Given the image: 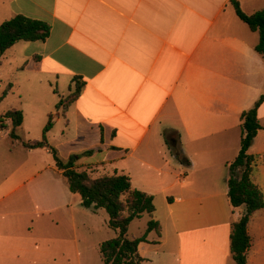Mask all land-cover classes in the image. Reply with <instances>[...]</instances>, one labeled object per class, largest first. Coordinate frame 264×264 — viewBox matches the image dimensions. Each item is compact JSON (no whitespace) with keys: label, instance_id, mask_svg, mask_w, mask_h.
<instances>
[{"label":"crops","instance_id":"crops-1","mask_svg":"<svg viewBox=\"0 0 264 264\" xmlns=\"http://www.w3.org/2000/svg\"><path fill=\"white\" fill-rule=\"evenodd\" d=\"M239 1L247 14L264 8V0ZM18 14L52 30L47 40L18 41L2 56L0 68L10 67L1 77L9 92L0 106L15 99L0 115L22 110L24 121L19 139L10 136L11 120L0 127V161L19 163L2 175L1 211L15 210L19 193L34 224L57 223L56 213L69 211L56 186L42 199L29 186L44 169L30 157L56 168L49 148L23 143L42 140L52 114L47 139L61 159L77 155L78 167L93 175H129L135 188L155 197L156 211L148 215L160 222L161 236L153 230L140 244L143 263L238 264L231 233L246 206L231 202L228 166L241 149L243 111L264 95V55L256 50L259 32L232 1L0 0V26ZM77 76L81 94L58 107L75 91ZM259 120L264 126V102ZM249 153L253 181L264 193V129ZM152 186L160 190L163 216ZM248 232L247 264H264V208L252 215Z\"/></svg>","mask_w":264,"mask_h":264},{"label":"trees","instance_id":"trees-1","mask_svg":"<svg viewBox=\"0 0 264 264\" xmlns=\"http://www.w3.org/2000/svg\"><path fill=\"white\" fill-rule=\"evenodd\" d=\"M238 16L248 26L260 34V42L256 50L264 55V8L253 14H247L239 0H231ZM51 25L45 21L18 14L5 20L0 26V64L4 53L18 41H45L51 34ZM75 91L66 99H62L58 107L67 108L82 92L83 84L79 77L75 78ZM9 89L3 92L0 101L7 96ZM264 102V95L255 106L243 111L241 149L229 166L228 186L229 196L234 207L246 206L242 217L233 223L231 233V250L238 264H247L248 252L252 247V239L248 225L252 215L264 208V193L252 178L254 171V155L249 153L255 137L260 129H264L259 120V107ZM11 120L13 129L10 136L19 139L18 127L22 126L24 114L22 110H9L0 115V127L6 128L5 122ZM53 115L44 127L43 138L38 141H24V146L30 149L49 148L52 152L56 167L68 179L71 191L79 193L82 205L97 211L104 208L109 214V226L117 231V235L100 245L102 264H143L146 260L139 252L142 242H149L148 234L155 230L161 236L162 226L158 220L151 219L144 235L136 238L128 236L129 228L137 218L144 214L151 216L156 211L155 197L133 186L131 177L126 174H103L94 176L86 169L77 165L78 156L72 155L67 161L61 159L57 149L47 139V133L53 128ZM174 154L181 157L176 146H172Z\"/></svg>","mask_w":264,"mask_h":264},{"label":"rangeland","instance_id":"rangeland-1","mask_svg":"<svg viewBox=\"0 0 264 264\" xmlns=\"http://www.w3.org/2000/svg\"><path fill=\"white\" fill-rule=\"evenodd\" d=\"M9 67L5 64L4 69L0 68V97L6 90V84L1 81V77L9 76L7 74ZM64 88L61 90H65ZM12 99H15L14 96L0 106V114L8 110L7 106ZM53 157L52 155V160H55ZM23 160L24 163L27 161L25 158ZM28 160L34 166L44 168L42 176L29 183L35 194L40 199L46 198L49 186L54 185L59 189L63 200L70 201V208L65 213L61 211L56 213L57 223L44 218L41 224H34L24 214L29 202L27 197L20 198L21 194H16L14 199H18V206L15 210L10 207L2 208V211L0 209V264H102L101 243L117 235V231L108 224L107 211L100 208L96 213L93 208L84 207L81 201L72 196L71 193L75 192L71 191L67 178L58 172L57 167H49L46 158L35 156ZM18 164L9 159L0 161V182L7 177L2 175H7L5 172L17 168ZM135 178L136 182L142 180L138 176ZM148 189L156 192L158 214L163 216L165 210L162 196L159 195L160 190L155 186ZM150 220V216L145 214L132 221L128 236L136 238L144 235ZM150 236L155 237V234L152 233Z\"/></svg>","mask_w":264,"mask_h":264}]
</instances>
